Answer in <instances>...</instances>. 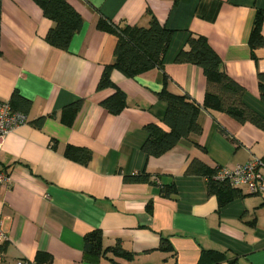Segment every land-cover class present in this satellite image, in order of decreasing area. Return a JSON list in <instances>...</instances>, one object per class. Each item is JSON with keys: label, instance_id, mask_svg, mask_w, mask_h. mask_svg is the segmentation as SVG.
<instances>
[{"label": "crops", "instance_id": "crops-1", "mask_svg": "<svg viewBox=\"0 0 264 264\" xmlns=\"http://www.w3.org/2000/svg\"><path fill=\"white\" fill-rule=\"evenodd\" d=\"M68 3L83 26L62 51L45 41L52 23L32 0H0V101L13 107L18 94L28 104L21 105L27 124L0 146V168L9 176L0 184L1 264H264V195L241 191L220 205L204 177L187 173L192 162L232 169L263 158L262 130L202 110L198 136L181 139L160 157L142 150L144 127L169 130L166 104L158 98L163 89L203 105L202 70L175 61L191 35L206 39L225 74L244 88V105L264 118L257 84L264 47L253 53L249 47L258 12L264 36V0ZM151 17L172 31L162 68L135 78L114 70V88L98 91L117 42L97 27L99 19L145 27ZM116 90L126 105L114 115L101 103ZM78 101L80 110L70 114L67 108ZM67 149H86L91 159L79 164L66 157ZM136 174L148 182L124 180ZM90 234L100 236L102 251L120 248L127 255L107 251L88 260Z\"/></svg>", "mask_w": 264, "mask_h": 264}, {"label": "trees", "instance_id": "trees-1", "mask_svg": "<svg viewBox=\"0 0 264 264\" xmlns=\"http://www.w3.org/2000/svg\"><path fill=\"white\" fill-rule=\"evenodd\" d=\"M32 1L41 9L44 17L52 23V27L45 36V41L56 49L68 51L72 38L80 32L83 26L80 15L68 3V0ZM261 21L262 14L258 12L249 39V47L252 53L256 49L264 47ZM97 27L114 35L117 39L113 52L114 61L111 65L104 67L97 85L98 91L114 88L110 79L114 70L126 78H135L152 68H162L172 31L154 17L149 19L148 25L145 27L117 26L104 18H100ZM175 61L181 64H191L202 70L207 84L204 102L200 106L187 95L176 96L163 89L158 98L166 104L163 123L169 130L164 131L153 124L144 127L147 139L142 150L148 157H160L170 151L181 139L198 136L201 133L198 116L202 110L224 113L239 123H250L264 132V118L244 105V88L225 74L220 57L212 50L204 37L191 35L186 47L179 52ZM257 84L259 99L264 104V73L257 75ZM13 102L14 110L25 113L21 105L26 104L27 107L26 101L15 94ZM101 105L109 113L116 115L126 105V96L121 91L116 90L115 94L103 101ZM81 106L82 102L78 101L67 109H70V114L74 115ZM71 122V120L65 121L68 125ZM65 155L68 159L82 165H86L91 159V154L86 149H67ZM219 170L218 168L211 169L198 162H192L187 173L204 177L207 181L208 193L216 195L221 205L239 197L241 191L230 187L225 182L216 180L215 175ZM124 180L126 182L144 183L148 182V176L136 174L126 176ZM173 192H175L174 187L166 190L165 195L168 196L169 193ZM107 251L118 257L127 255L120 248H108L102 251L98 234H90L85 238V257L88 260L92 261L90 258L96 259L101 254L105 257Z\"/></svg>", "mask_w": 264, "mask_h": 264}, {"label": "built area", "instance_id": "built-area-1", "mask_svg": "<svg viewBox=\"0 0 264 264\" xmlns=\"http://www.w3.org/2000/svg\"><path fill=\"white\" fill-rule=\"evenodd\" d=\"M27 117L13 109L9 101H0V146L11 132L27 124ZM215 179L229 184L230 187L250 195H264V157L254 158L246 164L232 169H220ZM9 181L8 173L0 168V184ZM6 236L0 228V264L3 260L1 251ZM15 264H29L18 261Z\"/></svg>", "mask_w": 264, "mask_h": 264}]
</instances>
